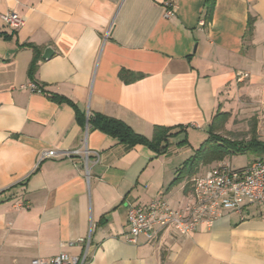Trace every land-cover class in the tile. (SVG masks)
Instances as JSON below:
<instances>
[{"label": "crops", "instance_id": "1", "mask_svg": "<svg viewBox=\"0 0 264 264\" xmlns=\"http://www.w3.org/2000/svg\"><path fill=\"white\" fill-rule=\"evenodd\" d=\"M205 1L0 0V264L79 256L88 237L90 264H264V207L188 236L126 241L129 204L182 207L191 180L220 162L173 185L217 113L235 118L241 106L264 143V0H216L208 24ZM168 2L175 10L166 18ZM11 11L24 20L18 29L1 19ZM28 44L41 50L34 81ZM48 48L54 55L43 59ZM30 82L44 93L22 88ZM73 104L148 139L157 126L178 135L160 155L129 147L81 123ZM85 147L88 179L82 156L71 155ZM45 151L56 157L43 159ZM248 155L238 167L225 160L244 168L264 159Z\"/></svg>", "mask_w": 264, "mask_h": 264}, {"label": "built area", "instance_id": "2", "mask_svg": "<svg viewBox=\"0 0 264 264\" xmlns=\"http://www.w3.org/2000/svg\"><path fill=\"white\" fill-rule=\"evenodd\" d=\"M166 6L165 17L169 18L174 13L175 5L168 2ZM1 19L12 29H18L24 23L12 11L2 15ZM22 88L37 94L44 93L34 82ZM71 155L82 156L88 179L89 150L86 147L74 150ZM95 155L98 157V154ZM53 157H56L55 151H45L42 155L43 159ZM251 206L264 207V159L258 158L244 168H235L229 161L223 160L191 180V198L182 207L175 208L164 199H156L143 206L129 204L126 208V222L129 226L126 241L137 244L139 237L144 236L149 242H154L168 231L188 236L194 234L200 226L212 228L229 214L244 218ZM78 242L83 245V252L79 256L62 251L48 259H33L30 264H90L93 258L91 237L81 238Z\"/></svg>", "mask_w": 264, "mask_h": 264}, {"label": "trees", "instance_id": "3", "mask_svg": "<svg viewBox=\"0 0 264 264\" xmlns=\"http://www.w3.org/2000/svg\"><path fill=\"white\" fill-rule=\"evenodd\" d=\"M215 5L216 0L205 1V23L207 24L212 21ZM253 24L254 19L250 17L248 21L249 34L252 33ZM26 46L30 47L34 53V57L28 71L30 79L34 81L38 69V63L41 59V50L32 44H28ZM126 74L129 73L125 71L121 72V77L125 78ZM51 99L59 103L66 101L70 102L60 96H52ZM74 108L76 109L77 118L81 123L85 124L88 122L93 129L105 133L117 140L120 144L128 145L129 147L143 145L159 155L167 152L169 138L178 135V133H175V130L172 128L157 126L154 128L153 137L148 139L145 136L135 133L128 125L120 120L99 114H93L89 117H85L75 106ZM229 118L230 115L227 113H217L210 125L207 140L201 144V146L195 151L194 156L187 160L184 166L178 171V176L174 180L173 185L185 179H188L189 181L193 175L200 171L202 166H208L214 162L223 161L228 157L247 154L264 157V143L258 138L257 121L253 119V125L250 131L251 137L248 141L232 140L222 137L219 134L223 129H225V125L227 124Z\"/></svg>", "mask_w": 264, "mask_h": 264}, {"label": "rangeland", "instance_id": "4", "mask_svg": "<svg viewBox=\"0 0 264 264\" xmlns=\"http://www.w3.org/2000/svg\"><path fill=\"white\" fill-rule=\"evenodd\" d=\"M243 106V105H242ZM235 110L238 112L236 113L235 118H229L227 124H228V129L229 131L223 129L219 134L222 137H227L232 140H245L248 141L250 139V131L252 128V123H253V118L248 116V113L243 111V108L241 106H236ZM226 124V125H227ZM247 158H252L251 155H245ZM248 160V159H247ZM246 158L241 155H235L232 156V164L235 167L241 166L245 164ZM204 167L201 168V170ZM201 172L200 174H202Z\"/></svg>", "mask_w": 264, "mask_h": 264}, {"label": "water", "instance_id": "5", "mask_svg": "<svg viewBox=\"0 0 264 264\" xmlns=\"http://www.w3.org/2000/svg\"><path fill=\"white\" fill-rule=\"evenodd\" d=\"M54 55V52L52 49L48 48L46 49L44 55H43V59H49Z\"/></svg>", "mask_w": 264, "mask_h": 264}]
</instances>
